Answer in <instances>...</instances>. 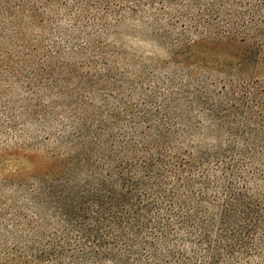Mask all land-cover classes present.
<instances>
[{"label":"trees","instance_id":"trees-1","mask_svg":"<svg viewBox=\"0 0 264 264\" xmlns=\"http://www.w3.org/2000/svg\"><path fill=\"white\" fill-rule=\"evenodd\" d=\"M0 1L20 64L45 76L54 56L31 30L61 0ZM168 2L198 31L192 46L228 48L235 62L201 58L163 92L133 87L135 100L111 67L84 79L54 134L48 207L10 232L5 264H264V0Z\"/></svg>","mask_w":264,"mask_h":264},{"label":"rangeland","instance_id":"rangeland-1","mask_svg":"<svg viewBox=\"0 0 264 264\" xmlns=\"http://www.w3.org/2000/svg\"><path fill=\"white\" fill-rule=\"evenodd\" d=\"M53 6L48 12L53 20L31 30L40 49L54 56L40 64L46 75L36 71L35 77L32 67L19 62L14 34L3 33L0 1V264L14 247L12 234L20 236L22 227L36 223L40 205L48 207L39 194L52 183L54 134L61 135L69 121L65 106L70 97L76 102L85 95L84 79L111 67L132 99L133 87L149 93L172 75L185 80L184 71L201 58L227 65L236 58L228 48L204 42L192 46L200 41L198 31L187 22V13L170 8L168 0H104L98 11L88 9L87 0H61ZM92 33L102 45L95 54L85 45ZM40 54L35 58L42 62ZM101 92L109 97L108 90ZM44 219L50 227V218Z\"/></svg>","mask_w":264,"mask_h":264}]
</instances>
